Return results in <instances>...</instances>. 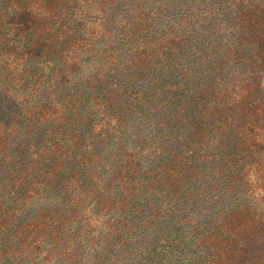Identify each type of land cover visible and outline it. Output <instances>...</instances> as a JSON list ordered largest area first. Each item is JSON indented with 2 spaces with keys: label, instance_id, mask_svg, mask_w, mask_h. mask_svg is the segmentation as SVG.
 Wrapping results in <instances>:
<instances>
[{
  "label": "trees",
  "instance_id": "16d2710c",
  "mask_svg": "<svg viewBox=\"0 0 264 264\" xmlns=\"http://www.w3.org/2000/svg\"><path fill=\"white\" fill-rule=\"evenodd\" d=\"M0 264H264V0H0Z\"/></svg>",
  "mask_w": 264,
  "mask_h": 264
}]
</instances>
